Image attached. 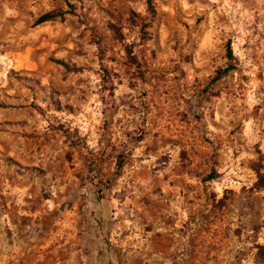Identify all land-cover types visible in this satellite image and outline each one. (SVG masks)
Returning a JSON list of instances; mask_svg holds the SVG:
<instances>
[{"label":"rangeland","instance_id":"1","mask_svg":"<svg viewBox=\"0 0 264 264\" xmlns=\"http://www.w3.org/2000/svg\"><path fill=\"white\" fill-rule=\"evenodd\" d=\"M154 1L0 0V264H264V0Z\"/></svg>","mask_w":264,"mask_h":264},{"label":"trees","instance_id":"2","mask_svg":"<svg viewBox=\"0 0 264 264\" xmlns=\"http://www.w3.org/2000/svg\"><path fill=\"white\" fill-rule=\"evenodd\" d=\"M146 3H147V8H148L149 13L152 16H154L156 13L155 1L154 0H146ZM65 14H66V12L62 11V10L49 11V12L42 14L38 18L37 23L40 24V23H44V22H48V21H54L57 19H63ZM148 26H149V22L142 26L143 38H146L148 36V30H147ZM226 48H227V59H228L227 65L224 68H222L216 72L215 76L210 80V82L208 83V85L204 89L205 92L208 91V89L213 84H215L218 80H220L222 77L226 76L227 74H229L231 71H233L236 68V66L234 64L235 55H234L233 48H232V41L230 39L227 41ZM104 71H105V73L103 74V76H104V81H106V79L109 77V72L106 69ZM0 106H1V104H0ZM130 158H131V152L130 151L121 152L120 154H118L116 156L115 176L120 175L124 166L130 160ZM94 169L95 168L93 167V165H90V171L92 172V171H94ZM218 176H219V173L215 171L212 174H210L208 176V178L211 180V179H216ZM262 179H264V178L262 177Z\"/></svg>","mask_w":264,"mask_h":264}]
</instances>
